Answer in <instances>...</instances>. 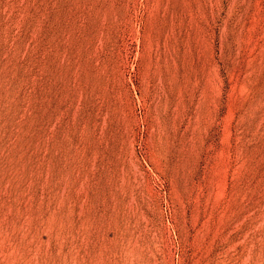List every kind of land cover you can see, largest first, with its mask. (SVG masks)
Here are the masks:
<instances>
[{"label": "rangeland", "instance_id": "374dc122", "mask_svg": "<svg viewBox=\"0 0 264 264\" xmlns=\"http://www.w3.org/2000/svg\"><path fill=\"white\" fill-rule=\"evenodd\" d=\"M0 264H264V0H0Z\"/></svg>", "mask_w": 264, "mask_h": 264}]
</instances>
